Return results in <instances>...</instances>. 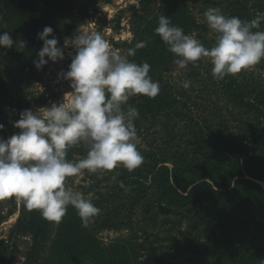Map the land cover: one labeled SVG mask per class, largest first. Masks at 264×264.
Segmentation results:
<instances>
[{
    "label": "trees",
    "instance_id": "1",
    "mask_svg": "<svg viewBox=\"0 0 264 264\" xmlns=\"http://www.w3.org/2000/svg\"><path fill=\"white\" fill-rule=\"evenodd\" d=\"M108 1L0 0V34L8 32L14 41L12 48L0 47V137L18 133L12 121L40 102L19 94L24 79L38 80L52 63L34 66L43 47L37 33L51 26L61 45L88 10ZM210 7L242 20L264 15V0H139L130 7L133 39L126 49L140 41L146 46L128 59L148 62L149 75L160 83L154 98L135 95L128 101L139 112L136 139L146 141V149L138 146L143 164L132 172L122 166L84 170L75 187L74 176L66 179L100 209L87 227L71 205L56 223L20 200L8 238L0 239V264H12L20 253L12 242L18 236L29 240L22 264H161L160 249L191 264H264V59L254 66L257 72L248 68L216 80L210 58L202 57L189 62L184 78H175L178 57L155 33L165 15L211 48L216 34L201 16ZM184 80L191 82L187 89ZM86 154L85 146L75 145L67 159ZM16 205L15 196L0 199V225ZM105 231L124 235L105 243L99 236Z\"/></svg>",
    "mask_w": 264,
    "mask_h": 264
},
{
    "label": "clouds",
    "instance_id": "2",
    "mask_svg": "<svg viewBox=\"0 0 264 264\" xmlns=\"http://www.w3.org/2000/svg\"><path fill=\"white\" fill-rule=\"evenodd\" d=\"M204 17L208 28L216 34L211 48L173 25L170 17L159 16L155 33L178 57L173 61L177 66L174 76L189 62L202 57L210 58L216 80L235 75L264 59V30H259L264 15L242 20L210 7ZM53 32L51 26H45L37 33L43 47L33 63L41 70L49 60H63L65 48H74L69 70L57 74L58 79L71 82L72 91L66 92L60 103L53 102L35 111L24 109L20 118L12 121L21 131L7 139L0 137V199L15 196L29 211L38 210L42 217L56 223L71 205L87 227L100 209L90 197L67 186L66 179L84 170L95 173L121 166L132 172L143 164L144 157L135 142L134 121L139 112L128 101L135 95L154 98L160 92V83L149 75L148 62L138 64L128 59L137 48L146 46L144 41L129 48L125 55L97 31L80 29L73 38H65L63 46ZM13 44L8 32L0 34V47L12 48ZM24 46V42L18 44ZM190 84L188 80L182 81L185 89ZM43 91L41 86L38 92ZM4 127L0 123V130ZM75 145L87 148L86 156L78 161L67 159L68 149Z\"/></svg>",
    "mask_w": 264,
    "mask_h": 264
},
{
    "label": "rangeland",
    "instance_id": "3",
    "mask_svg": "<svg viewBox=\"0 0 264 264\" xmlns=\"http://www.w3.org/2000/svg\"><path fill=\"white\" fill-rule=\"evenodd\" d=\"M138 1L139 0H109L108 2H99L96 10H88L86 12L85 20L82 21L77 27H75L71 31L69 39L73 38L80 29L89 32L97 31L100 32L101 35L105 39H107L115 49L127 55L126 43L130 42L133 39V11L130 7L136 6ZM201 16L203 17L204 13H202ZM60 46H63V43ZM64 51L65 58L63 60H59L57 62H52L51 64H49V66L44 69L38 80L29 81L27 78V80H23L24 82H26V86L20 85L23 89L19 90V94L35 96L39 97L40 99V102L31 105L29 109L35 111L41 106H51L53 102L60 103L62 102L64 94L66 92L72 91V88L70 87L71 82L64 79H58L57 75L61 71L66 72L69 70L68 66L71 63L70 53L75 54V49L72 47L65 48ZM250 69H254L256 72L258 71L254 66L250 67ZM175 70L176 68L172 71V75ZM9 71L10 74L14 76L15 70L11 68ZM187 73L188 69L186 67L184 69H180L179 72L175 76H173L175 78H178L180 76L184 78ZM17 76L21 79L24 75L23 73H20ZM17 76L15 77V79L17 78ZM41 86L43 87L44 91L42 93H39L38 91ZM153 130L154 129H151L150 132H153ZM20 131L21 130L18 129V132ZM135 142L140 148H147L145 140L138 138ZM83 176V172L79 175L74 176V187L81 182ZM16 206L17 207L14 214L8 217L0 225V239L8 238L10 229L15 223L16 218L18 217V213L20 210V200L18 199ZM166 227L167 226L163 228L165 229ZM182 230H185V225L183 226ZM121 235H124V231H105L102 232L99 236L102 237V240L105 243H108L110 239L116 238ZM165 235L166 233H161V236L164 238ZM28 241L29 240L27 238L20 236L12 240V242H14L20 250V253H18L13 259L12 264H22L24 260V252L28 246ZM163 244L164 246H166L169 244V242H165ZM171 253L172 251H168L165 249H160L158 251V256L161 258L162 261L161 264H191L187 262L184 258L173 259L172 255H170Z\"/></svg>",
    "mask_w": 264,
    "mask_h": 264
}]
</instances>
